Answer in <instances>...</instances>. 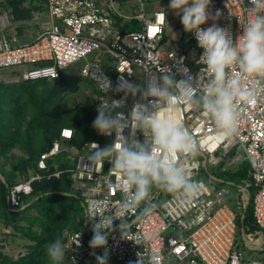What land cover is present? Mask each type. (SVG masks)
<instances>
[{
    "label": "built area",
    "instance_id": "built-area-1",
    "mask_svg": "<svg viewBox=\"0 0 264 264\" xmlns=\"http://www.w3.org/2000/svg\"><path fill=\"white\" fill-rule=\"evenodd\" d=\"M128 1L136 3L139 10L122 11L114 0H46L47 21L36 41L29 44L10 43L2 34L6 24L0 23V72L19 70L26 82L55 81L61 73H67L77 62L84 61L78 75L95 86L97 107L110 95L117 100L123 95L104 91L101 82L105 77L115 89L121 76L130 83L141 84L159 79L165 68L178 81L186 79L185 68L188 75L197 76L202 67L198 62L202 50L197 46L195 34L185 32L180 16L173 17L168 11L165 16L166 10L160 9L148 17L146 3L151 0ZM253 6L252 0H211L210 13L214 17L219 10L221 16L215 21L210 18L202 27L215 22L220 27L230 28L235 37L250 21ZM117 18L125 22L138 20L141 28L124 31ZM232 72L235 74L236 70ZM203 78H207L206 73ZM132 103L129 97L122 110L126 113ZM178 116L181 123L192 129L193 136L200 139V154L195 158L192 174L195 180L202 182V190L190 200L154 190L147 214L137 219L145 207L141 205V209H133L125 217L130 239L138 240L139 244L120 238L117 221L116 230L108 238V256L117 264H136L138 252L142 253L144 264H149L153 254L158 257V264H166L171 258L186 264H264L248 259L244 251L237 250V214L229 204L231 184L213 178L217 186L212 188L198 178L208 172V166L218 167L224 163L222 171L226 172L240 160L247 161L250 178L245 187L255 189L253 215L257 226L264 231V91L257 94L254 102L241 108L237 132L227 140L214 133V126L197 107H185L178 111ZM99 136L102 140L78 146L74 144L75 131L63 128L59 140L41 154L38 169L48 172L49 178L59 177L63 172L51 173L48 162L66 154L75 163V168L67 171L72 174V187L83 201L82 192L92 187L99 190L96 178L106 174L110 167L107 162L103 169L89 166L88 156L92 151L89 144L95 142L103 148L114 139V136ZM137 136L144 139L140 133ZM231 152L233 155L228 158ZM247 188L243 189L238 202L243 210L251 197ZM18 196L17 191H12L13 205L18 204ZM110 198L115 201L120 195L113 189ZM85 226L87 234L92 236L87 218ZM78 237L80 247L72 244ZM68 238L65 245L71 248L66 254L74 263L82 262L91 249L83 232L68 235ZM244 240L250 251L254 249L252 245L258 244L255 234H244Z\"/></svg>",
    "mask_w": 264,
    "mask_h": 264
},
{
    "label": "clouds",
    "instance_id": "clouds-1",
    "mask_svg": "<svg viewBox=\"0 0 264 264\" xmlns=\"http://www.w3.org/2000/svg\"><path fill=\"white\" fill-rule=\"evenodd\" d=\"M252 3L250 21L234 37L230 28L215 22L202 27L210 18L215 21L221 16L219 10L214 17L210 13L211 0H170L166 10L180 15L185 32L195 34L197 46L202 50L198 60L202 67L197 76L188 75L185 68L186 79L178 81L165 68L159 79L141 84L130 83L121 76L115 89L103 78L104 91L123 95L119 100L111 95L101 100L92 123L99 134L114 136L103 148L95 142L89 144L92 148L89 166L103 169L107 162L110 167L106 174L96 178L99 190L92 187L82 192L83 215L93 233L89 247L105 249L103 255L93 252L96 264H108V238L116 230L117 221L120 238L139 244L138 240L130 239L125 217L129 211L141 209V205L145 207L137 219L147 214L154 190L187 200L201 192L202 182L192 174L195 158L200 154V139L179 121L178 111L185 107L199 108L214 126V133L227 140L237 132L241 108L254 102L257 94L264 91V0H252ZM13 72L21 74L19 70ZM129 97L133 103L125 113L122 109ZM137 133L144 139L140 140ZM113 189L120 199L110 198ZM72 244L80 247V237ZM70 248L62 237L50 242L46 254L51 264H64L65 253ZM136 255V264H144L142 253ZM149 264H158L155 254Z\"/></svg>",
    "mask_w": 264,
    "mask_h": 264
},
{
    "label": "trees",
    "instance_id": "trees-1",
    "mask_svg": "<svg viewBox=\"0 0 264 264\" xmlns=\"http://www.w3.org/2000/svg\"><path fill=\"white\" fill-rule=\"evenodd\" d=\"M115 1L122 8L127 4V0ZM0 8L8 10L15 22L30 18V13L32 19L33 13L45 12L43 0H4L0 2ZM122 26L124 31H135L141 28V22H123ZM81 83L83 80L71 73H61V77L55 81H19L12 84L0 82V129L10 130L9 134L3 132L5 134L0 135V139L9 135L4 139L7 145L3 147V153H6V148L19 145L28 155L27 160L19 159L18 163H14L12 171H7L0 164V222L5 228L11 227L21 232L31 243L26 245L28 252L18 258L4 253V247L0 244V264H51L46 254V246L57 237H62L66 244L68 235L76 232H83L89 245L92 236L87 234L82 199L72 187V174L66 172L74 169L75 163L67 160L66 154L48 162L51 173L56 170L63 172L60 177L33 181L31 195L19 193L17 205H13L11 200L13 187L18 179L28 177L29 168L33 167L41 177L48 175V172L38 169L37 163L41 154L51 149L62 128L68 127L75 131L74 143L78 146L87 141L102 140L92 128L97 116L96 101L93 100L87 108L80 109L82 106L71 105L67 100L68 93L78 92ZM95 93H98L97 90ZM24 119L27 120L26 124ZM15 129H18L16 133L13 132ZM240 166L241 169L235 173L236 185H243L250 178L249 164L243 162ZM249 192L251 197L248 207L235 211L237 250L248 254L254 251L246 248L244 234L262 232L253 215L255 189L250 188ZM35 227L38 230H34ZM95 250L90 249L87 255ZM258 253L260 255L258 254L257 259L264 263V249ZM69 260L72 262L70 258Z\"/></svg>",
    "mask_w": 264,
    "mask_h": 264
},
{
    "label": "rangeland",
    "instance_id": "rangeland-1",
    "mask_svg": "<svg viewBox=\"0 0 264 264\" xmlns=\"http://www.w3.org/2000/svg\"><path fill=\"white\" fill-rule=\"evenodd\" d=\"M4 0H0L2 2ZM170 3V0H151L146 3V15L150 17L154 11L164 9L166 10L168 8V5ZM127 6V5H126ZM125 6V7H126ZM130 9L134 12L135 10H139V7L135 5H131ZM167 11V10H166ZM168 12H171L172 16H177L179 17L180 15L168 10ZM30 18H26L23 21H13V16L8 10L0 8V23L6 24V28L3 31V35L8 36L10 42H14V45H20V44H28L34 41V38L37 36V34L40 33V30L42 31V23L43 21H39L35 19V13H33V18L31 19V13H30ZM37 27V28H36ZM14 39L13 41L11 39ZM167 49V48H164ZM91 57V56H90ZM90 60L92 58H89ZM84 65V61H79L72 67H70L67 70V73H78L81 68ZM19 72H13V71H7V70H2L0 72V80L4 84H9V83H19L20 81V75H18ZM0 81V82H1ZM79 91L76 93H72L67 95V100L70 102L71 105H80L82 107H79L80 109H85L87 108L95 99V91L96 88L93 84L83 81V83L80 84ZM91 96L93 99L91 100ZM3 107V106H2ZM30 116V115H28ZM8 121V120H7ZM26 119H24V122L26 124ZM7 126L9 127L10 124L9 122L7 123ZM16 128V127H15ZM18 129H15L13 132L16 133ZM9 131V132H8ZM6 132L7 134L10 133V130H1L0 129V135ZM41 133V132H40ZM5 134V133H3ZM9 136V135H8ZM8 136H5L8 137ZM3 139H0V164L3 166L7 171H12L13 169V164L18 163L19 159H28V155L23 152L24 150L23 147L19 145H14L12 148L8 149L6 148V153H3V147H6L7 141ZM241 153H243L241 151ZM67 160L72 161L69 157H67ZM243 160H240L239 163L234 164L233 166L229 167V169L226 172L222 171V167H211L208 166V172H203L200 174V177H198L200 180H203L205 183L210 185L212 188L217 186V183L213 181V178H219L227 183H230L229 185L230 190H231V197L229 198L231 200V207L232 210L235 212L241 211V207L239 206L238 202L240 201V196L242 195V191L246 185L243 184L240 187L236 185L234 182L236 180L235 173L238 171V169H241V163H243ZM56 165H54L55 167ZM57 169V166L56 168ZM55 172H62L59 170H56ZM39 177V174L35 172L34 168L31 167L28 169V177L27 178H20L18 179V183L13 187L12 191H17V194L23 193L25 195H31L33 192L31 183L33 181H36ZM44 178L50 179L52 177L48 176H43L41 177L42 180ZM250 188H247L249 191ZM214 191V189H212ZM16 194V192H15ZM19 197V196H18ZM14 203V202H13ZM34 230H38V228H34ZM259 241H264V232L263 234L259 237ZM0 244L4 247V253L7 255L13 257V258H18L28 252V248L26 245H31V243L28 241L27 238L21 233L17 232L14 229L10 228H5L4 225L1 224L0 222ZM258 244H260L258 242ZM96 255H103L104 252H98L94 251ZM248 259H255L257 258L256 253H249L247 254ZM64 264H80L74 263L73 261L70 262L69 257L67 254H65V259H64ZM81 264H96V256L93 255V252L89 253L87 255V258L85 261ZM108 264H117L112 258L108 256ZM166 264H186L185 262H180L175 258H171L167 260Z\"/></svg>",
    "mask_w": 264,
    "mask_h": 264
},
{
    "label": "crops",
    "instance_id": "crops-1",
    "mask_svg": "<svg viewBox=\"0 0 264 264\" xmlns=\"http://www.w3.org/2000/svg\"><path fill=\"white\" fill-rule=\"evenodd\" d=\"M44 1V6H45V12H38V13H35V19L36 20H39V21H43V23H42V26H43V24L47 21V5H46V0H43ZM114 2H115V5L117 6H119V8L122 10V11H125V12H128V13H134L131 9H130V6L131 5H135V6H137V4L136 3H133V4H131V3H129V1L127 0V6L126 7H124V8H122L115 0H114ZM171 13V12H170ZM134 21V20H133ZM117 22H118V24L120 25V26H122V23L124 22L125 23V21L123 20V19H120V18H117ZM131 22V21H130ZM126 23H129V22H126ZM117 24V25H118ZM123 27V26H122ZM8 28V27H7ZM37 28V27H36ZM42 28V27H41ZM42 31L40 30V33H41ZM40 33L39 34H37V36L34 38V41H32V42H35L36 41V39L38 38V36L40 35ZM6 36V35H5ZM7 38H8V36H6ZM8 40H9V38H8ZM12 41L14 40L13 38L11 39ZM10 41V40H9ZM15 41V40H14ZM31 42V43H32ZM11 43V42H10ZM14 42H12V44H13ZM25 44V43H24ZM29 44V43H28ZM14 45V44H13ZM21 45V44H20ZM71 75H73V76H76V77H79L80 78V76L78 75V73H72ZM83 81H85V80H83ZM87 82V81H86ZM90 83V82H89ZM9 84H12V83H9ZM68 128V127H67ZM63 129V128H62ZM61 129V130H62ZM61 132V131H60ZM60 135V134H59ZM97 135L99 136V134H98V132H97ZM100 137V136H99ZM101 138V137H100ZM57 140H59V136H58V138H56V140L55 141H57ZM54 141V142H55ZM53 142V143H54ZM74 144H76V143H74ZM77 145V144H76ZM52 146H53V144H52ZM47 152V151H46ZM64 154V153H63ZM230 155L232 156L233 155V152H231L230 154H229V156H228V158H230ZM223 162H225V161H223ZM243 162H246L247 163V161H245V160H243ZM242 164V163H241ZM248 164V163H247ZM56 166H57V164H55ZM224 165V163H222V164H220L219 166H223ZM56 166H55V168H56ZM218 166V167H219ZM66 172H67V170H66ZM60 177V176H59ZM56 178H58V177H56ZM229 204H230V206H231V200L229 199ZM236 213V212H235ZM263 232L264 231H262L261 233H259V234H255L256 236H257V238H258V240H257V243L259 242L260 244H256V245H252L253 247H254V249L253 250H251V251H254V253H256L257 254V257L260 255L258 252H260L261 250H263L264 249V241H259V237L263 234ZM249 250V249H248ZM250 251V250H249ZM247 254H248V252H246V256H247ZM259 254V255H258ZM254 259V258H253ZM255 260H259V259H257V258H255ZM261 261V260H260Z\"/></svg>",
    "mask_w": 264,
    "mask_h": 264
}]
</instances>
